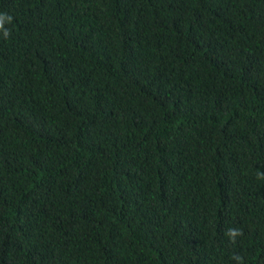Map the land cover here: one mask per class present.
Masks as SVG:
<instances>
[{
	"label": "trees",
	"instance_id": "obj_1",
	"mask_svg": "<svg viewBox=\"0 0 264 264\" xmlns=\"http://www.w3.org/2000/svg\"><path fill=\"white\" fill-rule=\"evenodd\" d=\"M0 14V264H264V0Z\"/></svg>",
	"mask_w": 264,
	"mask_h": 264
},
{
	"label": "clouds",
	"instance_id": "obj_2",
	"mask_svg": "<svg viewBox=\"0 0 264 264\" xmlns=\"http://www.w3.org/2000/svg\"><path fill=\"white\" fill-rule=\"evenodd\" d=\"M12 17L8 14H0V30L3 31L4 37L7 38L9 36L8 29L4 28L5 21L11 22ZM259 179H264V173L258 174ZM226 235L229 237L231 243H235L236 237L243 235V230L241 228H229L226 232ZM233 259H235L238 264H243L242 257L239 255H234Z\"/></svg>",
	"mask_w": 264,
	"mask_h": 264
}]
</instances>
